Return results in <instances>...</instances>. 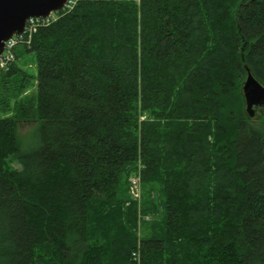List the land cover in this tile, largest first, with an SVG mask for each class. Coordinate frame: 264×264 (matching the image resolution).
<instances>
[{
	"label": "trees",
	"instance_id": "16d2710c",
	"mask_svg": "<svg viewBox=\"0 0 264 264\" xmlns=\"http://www.w3.org/2000/svg\"><path fill=\"white\" fill-rule=\"evenodd\" d=\"M25 55L36 76L0 69V264H264V120L243 94L246 68L264 85V0H82Z\"/></svg>",
	"mask_w": 264,
	"mask_h": 264
},
{
	"label": "water",
	"instance_id": "95a60500",
	"mask_svg": "<svg viewBox=\"0 0 264 264\" xmlns=\"http://www.w3.org/2000/svg\"><path fill=\"white\" fill-rule=\"evenodd\" d=\"M67 0H0V55L5 44L15 35H21L30 18H46L51 12L61 11ZM247 70L243 85L246 113L254 118L264 108V85Z\"/></svg>",
	"mask_w": 264,
	"mask_h": 264
},
{
	"label": "rangeland",
	"instance_id": "374dc122",
	"mask_svg": "<svg viewBox=\"0 0 264 264\" xmlns=\"http://www.w3.org/2000/svg\"><path fill=\"white\" fill-rule=\"evenodd\" d=\"M24 46H29V45L21 44V45L17 46V48L15 49L16 61L14 63H17V65L19 67L23 68L25 71H28V73L32 74L33 76H36L37 69L35 66V56L34 55H25L23 57H20L19 59L17 57V51L21 47H24ZM35 90H36L35 86H33L32 88H30V90L27 91V93L25 94V97H23V98L25 99L26 97L34 96ZM9 115H11V113L9 111H3L0 108V116H9ZM142 119H145V117H142ZM263 120H264V108H261V110H259L255 116V121L256 122H261V121L263 122ZM39 126H40V123L35 122V121H21V122H19L18 129H17V136H18L22 150L31 151L37 147L38 142H39V140H38ZM139 164H140V161H137V163L134 165V167H133L134 171H133L132 175H134L137 172V170L139 168ZM14 167L19 169V165L17 162H15ZM132 175H131L130 179L132 178ZM130 187H131V181H130V185L128 188L129 196L131 197V195H130L131 194L130 193L131 188ZM149 195H150V197L152 196V198L157 197V194H154V193L153 194L149 193ZM143 197H144V187L142 184V202H143ZM132 201H134V200L132 199ZM160 215H161V213L150 215L148 217L142 216V220L139 221V223H138V229H139L138 237H139V239H142L145 236L146 231L149 230L150 227L152 226L150 221H159L161 219ZM149 222L151 225L146 224Z\"/></svg>",
	"mask_w": 264,
	"mask_h": 264
},
{
	"label": "built area",
	"instance_id": "2783aa9c",
	"mask_svg": "<svg viewBox=\"0 0 264 264\" xmlns=\"http://www.w3.org/2000/svg\"><path fill=\"white\" fill-rule=\"evenodd\" d=\"M82 0H68L61 13H70L78 2ZM61 17L60 12H53L48 18H31L27 21L25 31L20 36H15L6 43L5 50L0 56V69L7 70L16 60L15 49L21 44L30 45L34 34L40 27L48 26L57 21ZM141 162L137 172L131 178V197L134 201L141 204L142 200V169L140 168Z\"/></svg>",
	"mask_w": 264,
	"mask_h": 264
},
{
	"label": "bare ground",
	"instance_id": "6f19581e",
	"mask_svg": "<svg viewBox=\"0 0 264 264\" xmlns=\"http://www.w3.org/2000/svg\"><path fill=\"white\" fill-rule=\"evenodd\" d=\"M137 161H140V162H141L140 168L143 170V171H142V178H143V173H144V171H145L146 166H145V164L143 163V158H142L141 152H139V157H138ZM138 234H139V229H138ZM140 253H141V252H139L138 250H137L136 252L133 253V258H134V260L137 261L139 264H140V260H141V258H140Z\"/></svg>",
	"mask_w": 264,
	"mask_h": 264
}]
</instances>
